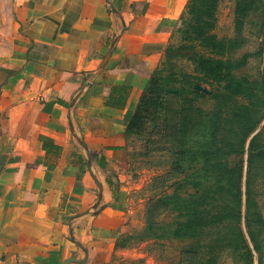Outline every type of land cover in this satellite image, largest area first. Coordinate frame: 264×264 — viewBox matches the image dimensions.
<instances>
[{
    "label": "crops",
    "instance_id": "crops-1",
    "mask_svg": "<svg viewBox=\"0 0 264 264\" xmlns=\"http://www.w3.org/2000/svg\"><path fill=\"white\" fill-rule=\"evenodd\" d=\"M188 1L0 0L1 264L130 255L125 130Z\"/></svg>",
    "mask_w": 264,
    "mask_h": 264
},
{
    "label": "trees",
    "instance_id": "trees-1",
    "mask_svg": "<svg viewBox=\"0 0 264 264\" xmlns=\"http://www.w3.org/2000/svg\"><path fill=\"white\" fill-rule=\"evenodd\" d=\"M218 3L188 1L177 36L125 130L128 139L148 126L144 155L166 153L171 159V192L148 200L138 234L142 241L185 242L178 264H218L225 252L239 264H254V252H261L264 221L255 182L264 161L262 133L246 145L264 120V76H237L248 54L234 57L247 41L246 18L258 14L263 32L264 0H234L231 38L214 32ZM182 61L192 73L182 70ZM201 84L213 90L203 93Z\"/></svg>",
    "mask_w": 264,
    "mask_h": 264
},
{
    "label": "rangeland",
    "instance_id": "rangeland-1",
    "mask_svg": "<svg viewBox=\"0 0 264 264\" xmlns=\"http://www.w3.org/2000/svg\"><path fill=\"white\" fill-rule=\"evenodd\" d=\"M234 0H219L217 8V24L215 34L219 38H231L234 33ZM260 17L253 14L245 19L242 28V36L247 40L236 52L234 58H241L248 54L246 64L236 71L237 76H246L254 80L264 76V29L259 31ZM179 66L185 72L192 73V66L185 62H179ZM207 90L212 87L205 84L200 85ZM149 127H145L141 134L128 136V171L131 188V206L135 213L136 223L140 210L144 213L149 199L163 192H171V180L167 177L170 169V157L166 153H157L145 156V132ZM262 133L261 142L264 144V120L258 126L254 135ZM253 135V136H254ZM246 157V156H245ZM245 160V159H244ZM189 173V172H186ZM244 188V186H243ZM255 192L258 209L264 221V161L260 164V172L255 182ZM168 221L169 217H165ZM140 218L138 219V222ZM143 223V218L141 219ZM245 230V229H244ZM139 230L126 235L124 247L119 251H129L130 255L119 254L114 259V264H178L179 254L185 242L176 240H141ZM139 253V254H138ZM218 264H239L228 252L223 253ZM254 264H264V229L261 239V252H254Z\"/></svg>",
    "mask_w": 264,
    "mask_h": 264
},
{
    "label": "water",
    "instance_id": "water-1",
    "mask_svg": "<svg viewBox=\"0 0 264 264\" xmlns=\"http://www.w3.org/2000/svg\"><path fill=\"white\" fill-rule=\"evenodd\" d=\"M103 68V64L100 66V68H99V71L101 70ZM197 89L199 90V91H202L203 93H208V91H207V89H205V88H202L201 86H197ZM253 135H254V133L251 135V137L249 138V140L247 141V145H246V149H247V147H248V144H249V141H250V139L253 137ZM255 136V135H254ZM247 159V157H245V160ZM246 168V164H245V166H244V169ZM244 189V188H243ZM68 262H73V260H69ZM68 262H66L65 264H67Z\"/></svg>",
    "mask_w": 264,
    "mask_h": 264
},
{
    "label": "built area",
    "instance_id": "built-area-1",
    "mask_svg": "<svg viewBox=\"0 0 264 264\" xmlns=\"http://www.w3.org/2000/svg\"><path fill=\"white\" fill-rule=\"evenodd\" d=\"M1 264V263H0Z\"/></svg>",
    "mask_w": 264,
    "mask_h": 264
}]
</instances>
